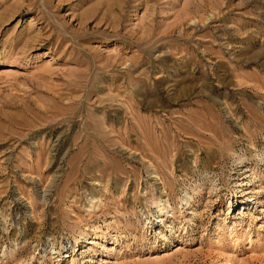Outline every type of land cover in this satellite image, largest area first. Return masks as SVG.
Instances as JSON below:
<instances>
[{"label": "rangeland", "instance_id": "374dc122", "mask_svg": "<svg viewBox=\"0 0 264 264\" xmlns=\"http://www.w3.org/2000/svg\"><path fill=\"white\" fill-rule=\"evenodd\" d=\"M0 264H264V0H0Z\"/></svg>", "mask_w": 264, "mask_h": 264}]
</instances>
